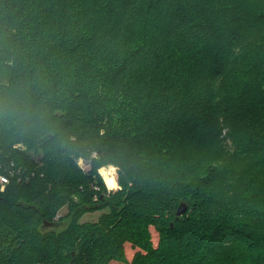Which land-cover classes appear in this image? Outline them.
Here are the masks:
<instances>
[{
  "label": "trees",
  "instance_id": "16d2710c",
  "mask_svg": "<svg viewBox=\"0 0 264 264\" xmlns=\"http://www.w3.org/2000/svg\"><path fill=\"white\" fill-rule=\"evenodd\" d=\"M263 27L260 0H0V264H264Z\"/></svg>",
  "mask_w": 264,
  "mask_h": 264
},
{
  "label": "rangeland",
  "instance_id": "374dc122",
  "mask_svg": "<svg viewBox=\"0 0 264 264\" xmlns=\"http://www.w3.org/2000/svg\"><path fill=\"white\" fill-rule=\"evenodd\" d=\"M255 2H257V0H255ZM261 4H264V0H260ZM255 5V4H254ZM259 7V6H258ZM258 32L260 33L259 35H257V38H256V42L259 41V43H264V27L263 29H259ZM262 34V35H261ZM260 37V38H259ZM255 42V43H256ZM227 134L228 132L225 130L223 133H222V137L223 139L226 138L224 141H219L218 144L216 143H212L211 146H213L210 150L212 151V153H216L214 155H218L219 157L221 155H224L225 154V161H223L222 159H219L217 160V162H215L223 171H231V173L233 172V174L235 175H238V176H242L244 175V169H245V161L241 160L240 159V154H236V153H232V155H235L237 157H233L232 160H230L228 157H227V153L231 150H233V147L235 146L233 144V140L231 141V139L227 138ZM217 148L221 151L218 152ZM224 151V152H223ZM218 157V158H219ZM80 161H82V164H79V166L84 170V171H89L90 170V165L89 163L86 161V160H83L81 159ZM217 165H214L213 164V167L209 166V164L206 165V167L214 170V167H216ZM206 167L204 166V172H206ZM194 179H196V181L193 183L194 187L195 188H198L199 187V184L202 185L201 187L203 188H207L205 185V181L207 180L206 178L204 177H200V176H195ZM120 189V188H119ZM225 201L227 203V206H234V205H237V204H240V193L238 194H235L234 196H232L231 194L230 195H226L225 196ZM109 212L108 210H104V211H101V212H96V213H92V214H86L82 219H81V222L82 223H85V222H97L101 216L104 214V213H107ZM67 213V209H63L61 212H60V216L62 215H65ZM66 225V222H64L63 224L59 225V227L57 228V231H63L65 229V226ZM52 229V228H51ZM153 243L156 245L157 244V237L156 235L153 236ZM129 251H128V256L130 257L132 254L129 247L127 248Z\"/></svg>",
  "mask_w": 264,
  "mask_h": 264
},
{
  "label": "clouds",
  "instance_id": "9594fccd",
  "mask_svg": "<svg viewBox=\"0 0 264 264\" xmlns=\"http://www.w3.org/2000/svg\"><path fill=\"white\" fill-rule=\"evenodd\" d=\"M0 116H3L6 121H11L12 123H17L23 118L19 111L14 108H6L3 113H0ZM77 163L82 164V161L78 160ZM97 173L109 191L119 190L120 184L118 183L117 168L114 165L109 164L100 167L97 169ZM7 182L6 177L0 176V185ZM0 191H3V187H0Z\"/></svg>",
  "mask_w": 264,
  "mask_h": 264
},
{
  "label": "water",
  "instance_id": "95a60500",
  "mask_svg": "<svg viewBox=\"0 0 264 264\" xmlns=\"http://www.w3.org/2000/svg\"><path fill=\"white\" fill-rule=\"evenodd\" d=\"M187 209L188 208L185 204H181L179 209H178L177 216L180 217V216L184 215L187 212ZM46 226L53 227L54 224L46 223Z\"/></svg>",
  "mask_w": 264,
  "mask_h": 264
},
{
  "label": "built area",
  "instance_id": "2783aa9c",
  "mask_svg": "<svg viewBox=\"0 0 264 264\" xmlns=\"http://www.w3.org/2000/svg\"><path fill=\"white\" fill-rule=\"evenodd\" d=\"M4 177H5V176H4ZM6 178H7V177H6ZM7 181H8V179H7ZM7 183H8V182H7ZM7 183H6V184H7ZM6 184H3V185H2L3 189H4V187H5Z\"/></svg>",
  "mask_w": 264,
  "mask_h": 264
}]
</instances>
